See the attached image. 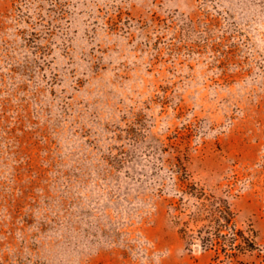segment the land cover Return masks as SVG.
Instances as JSON below:
<instances>
[{
    "label": "rangeland",
    "instance_id": "rangeland-1",
    "mask_svg": "<svg viewBox=\"0 0 264 264\" xmlns=\"http://www.w3.org/2000/svg\"><path fill=\"white\" fill-rule=\"evenodd\" d=\"M179 165L264 264V0H0V264H218Z\"/></svg>",
    "mask_w": 264,
    "mask_h": 264
},
{
    "label": "trees",
    "instance_id": "trees-1",
    "mask_svg": "<svg viewBox=\"0 0 264 264\" xmlns=\"http://www.w3.org/2000/svg\"><path fill=\"white\" fill-rule=\"evenodd\" d=\"M177 178L173 203L178 233L186 249L200 248L213 253L218 264H244L242 257L258 250L256 231L239 226L238 213L224 195H215L193 181L184 167Z\"/></svg>",
    "mask_w": 264,
    "mask_h": 264
}]
</instances>
